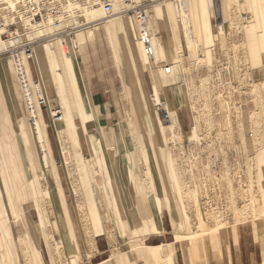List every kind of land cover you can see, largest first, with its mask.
Masks as SVG:
<instances>
[{"label":"rangeland","instance_id":"374dc122","mask_svg":"<svg viewBox=\"0 0 264 264\" xmlns=\"http://www.w3.org/2000/svg\"><path fill=\"white\" fill-rule=\"evenodd\" d=\"M13 1L0 0L11 7ZM180 1L136 0L148 4L151 19L154 4L172 7L177 68L168 59L174 57L171 46L168 56L162 51L152 21L159 39L157 60L145 57L123 3L105 20L85 23L86 16L69 12L62 0L69 15L62 38L54 36L49 21L50 33L32 40L34 48L48 45L34 54L49 61L45 74L52 90L45 91L48 110L40 109L39 117L44 153L54 166L51 176L42 166L11 60L0 43L7 93L0 108V147L8 146L6 178L0 175V264H177V258L184 264H221L220 246L242 227L251 228L261 246L254 264H264V176L257 170L258 154L264 155V0H207L211 39L200 35L189 18L190 37H185L175 8ZM241 15L247 16L244 23ZM125 17L131 24L127 32L119 23ZM79 29L90 33L80 45ZM131 44L135 62L126 49ZM61 45L73 53L69 68L65 61L57 67L52 62L53 54L62 62ZM102 65L111 66L105 73L116 76L109 80L114 87L94 95L84 79L94 73L97 80ZM166 65L171 72L165 74ZM29 67L38 77L34 59ZM77 78L96 103L90 108L81 104ZM169 85L176 87L174 95ZM158 99L171 113L169 127L155 108ZM53 107L61 108V121L52 119ZM67 109L73 119L65 134L70 153L65 168L54 125L66 122ZM99 116L105 129L91 153L88 138L93 142ZM129 199L132 205L125 204ZM61 228L68 235L65 243ZM75 236L83 249L81 263Z\"/></svg>","mask_w":264,"mask_h":264},{"label":"bare ground","instance_id":"6f19581e","mask_svg":"<svg viewBox=\"0 0 264 264\" xmlns=\"http://www.w3.org/2000/svg\"><path fill=\"white\" fill-rule=\"evenodd\" d=\"M66 1H67L66 5H68L69 8H67L66 5H65V8L67 10L70 9V11L68 10L69 12H71V10L72 11L75 10V11H79L81 16H84V17L86 16V20L87 21L85 23H91V22L93 23L96 20H99V19H102V18L105 20L104 17L112 14L114 7L118 6V4H119V6L122 4L121 0H111L112 12L110 14H107V13H105L103 7L98 6V5L90 4V5H88V7L81 6L80 8H78L79 4L76 5L75 4L76 2H74L73 0H66ZM145 1L148 2V3L149 2L151 3V2H153L155 0H145ZM156 5L157 4H154L153 19H151V21H152V23L154 22L158 26L159 35H160L159 37H160L161 43H162V51H164V53L167 54V56H168V52H169V47L171 46V50H173L174 57L168 58V59H169L170 63L173 64L172 67L177 68L178 67L177 63L179 61H181V60L179 59L180 56H179V53L177 51L178 49L176 47L175 35H174V31H173L174 27H172V25L170 23L172 7L170 6L169 3L165 4V6L164 5H162V6L161 5H157L156 6ZM187 7H188V11H187V13H185L186 10H187ZM175 8H176L177 14L179 16V19L183 23L185 37L186 36L190 37V31H189V28L187 26V23H188L187 20L189 18L190 20L195 21L197 27L199 28L200 35L205 36V38L211 39V36L209 35L210 30L208 32V29L211 27L209 19H210V11L212 9H211V6L209 7V4H208L207 0H195V1L194 0H187V1L186 0H181L180 4L175 6ZM12 9H13L12 11H14V9H16L15 6L12 7ZM123 9L126 10V8H123ZM98 10L102 12L103 16L97 15V13L95 11H98ZM17 14H18V12H17ZM13 15H14V18H15V24L17 26V29L19 30L20 34L22 35L23 39H25V40H31L32 41L33 39H37V38H39L41 36L43 37L45 35H48V33H50V30H51L50 25H49V21H51L50 19H48V21H40V22H38L39 20H35L34 22H29L27 19L23 18V16H21V15H20L21 17L18 20V15L19 14L16 15L15 12H13ZM113 21H116V20H113ZM85 23H83V24H85ZM119 23H120L121 31L124 30L125 32H127L129 29H131V24L128 22L126 17L125 18H121L119 20ZM83 24H80V25H83ZM27 26H30L32 28V30L31 31H26V27ZM107 26H108V24H107ZM108 27H106L107 32H108ZM151 27H152V24H151ZM152 29L154 31L153 27H152ZM78 32H79V35H78V37H79V45L82 44L83 41L86 40V38H88V39L90 38V33L88 31L84 32L81 29H79ZM0 34H1V28H0ZM0 43L1 44L5 43V50H7L6 49V42L1 37H0ZM138 45L141 47V45L139 43H138ZM46 46H48V45L45 44V45H43L41 47L34 48V52L36 50L45 48ZM158 46H159V39L157 37L156 55H157ZM3 49H4V45H3ZM126 49L128 50V54L131 57V61H133V62L138 61V57L136 56V50H135L134 46L132 44L128 45L126 47ZM61 52H62V55H64V57L62 59V62L59 61L57 54L56 55L53 54V56L51 57L52 58V62H54L55 65L57 63L63 65V62L65 61L67 67L69 68L68 64L72 65V61H74L73 53L72 52H70V53L68 52L67 53L66 48H64L62 45H61ZM156 55H155V61L157 60ZM33 59H34L36 72H37V75H38V77L40 79L41 84L43 85V87H44L46 92H50L51 93L52 85L46 79V74H45V71H46L45 68H46V66H48V62H49L48 58L47 57L44 58V55L42 53H37L36 52L35 54H33ZM56 67H57V65H56ZM60 68H62L61 65H60ZM63 69H64V66H63ZM162 72L166 74L165 67L162 68ZM76 83H77V85L80 88V90H79L80 91L79 92L80 96L79 97L81 98L82 106H85L86 108L92 107L94 103L88 99V97H87V95L85 93V90L83 88V85H82L81 82H79L78 78L76 80ZM168 91L170 93H172L173 95L177 92L176 91V87H172V85H169ZM95 108L98 109L97 107H95ZM87 112L89 113V110ZM87 112L83 113L84 114V115H82L83 120H87V118H89L88 115H90V113L88 114ZM169 116H170V122L169 123H165V122L162 121V124L167 126V127L172 125L171 113H170ZM61 118H63V116ZM72 119H73L72 118V113L67 109V120H66V122L63 120L64 123H62L61 125H54L55 134L57 136L60 153L62 155V160H63L62 164H64L65 168H67L66 166L69 163V157H70L69 146H68V144L66 142L65 134H66V131L68 130V128L70 127ZM40 120H42L41 117H39V120H38L36 126L33 128L34 133L32 135V137H33L32 139H33L34 145H36V148H38V146H39V150H40L41 153H39V152L38 153H39V156L41 158L42 166L44 168L46 167L47 173H50L49 175L51 176V173L54 170V166L49 164V158H48L47 152L44 153L43 146L46 143V140H45L44 130H43V132L41 131ZM98 120L99 121H97L96 130L94 131V133L92 132L93 133V139H92L93 142H91V139L88 138L89 144H90V147H91V153H93V148H94V153L96 152L97 144L99 143L100 139L103 138V131L105 129L103 124L101 125L100 116L98 117ZM0 129H2V131L4 133V128L0 127ZM31 129H32V127H31ZM87 133H89V132H87ZM37 141H38V143H37ZM99 148H100V146H99ZM7 150H8V146L6 144H2L1 147H0V175H2L5 178H6V174L5 173H7V172H5V169H6V166H7L6 165V163H7L6 161L7 160H5V158H6L5 152ZM49 152H50V150H49ZM261 154H258V158L256 157L257 155L256 156L253 155L255 157V159L257 158V163L258 164L257 163L256 164L258 165V169L254 165L255 161H254V163H252L254 165L255 169L258 170V173H260L259 177L260 176L261 177L264 176V175L261 174V172L264 169L263 168V164L264 163H263V159H262V157L264 155L261 156ZM7 157H8V154H7ZM11 167L13 168L12 164H11ZM252 171H251V173H253ZM255 179L257 180V178H255ZM258 179H260V178H258ZM262 179H263V177H262ZM262 186H263V184H262ZM258 198H259V196H258ZM63 229L64 228H61V236H62V240L61 241L63 243H65L69 239H68V235L64 232ZM218 230L219 229H217V231ZM62 231H63V233H62ZM71 239H72V235H71Z\"/></svg>","mask_w":264,"mask_h":264},{"label":"built area","instance_id":"2783aa9c","mask_svg":"<svg viewBox=\"0 0 264 264\" xmlns=\"http://www.w3.org/2000/svg\"><path fill=\"white\" fill-rule=\"evenodd\" d=\"M79 5H98L103 7L105 13L112 12V5L109 0H73ZM127 6L126 11L130 15L134 26L136 41L141 45L144 55L151 61H155L157 36L151 27V12L148 4L136 2V0H122ZM13 6L19 15L29 22L35 20H51L54 29V36L62 38L64 22L69 15H66L62 0H14ZM66 19V20H64ZM69 20V19H68ZM246 15H241L239 22L244 23ZM215 26L220 30L223 22L219 21ZM0 37L6 42L7 50L11 60L13 74L17 83L18 92L21 97L25 115L30 127H35L39 120V110L47 108L48 97L44 87L38 77H34L30 72V64L33 62L34 47L33 42L23 39L12 12V7L0 2ZM170 66L166 65L165 72L170 73ZM161 119L165 123L170 122V116L165 102L158 99L155 104ZM49 113L54 121H60L63 113L61 108L49 109Z\"/></svg>","mask_w":264,"mask_h":264},{"label":"crops","instance_id":"0c3cea01","mask_svg":"<svg viewBox=\"0 0 264 264\" xmlns=\"http://www.w3.org/2000/svg\"><path fill=\"white\" fill-rule=\"evenodd\" d=\"M135 36V35H134ZM102 62L106 60V56L100 58ZM91 67V65H88ZM88 67V68H89ZM111 66H101V75L97 78V80L94 79V73H91L87 77H85L84 80H86L89 84V88L91 91V94H107L111 93L112 89L114 87V82L109 81L113 78H116V76H107L105 72L109 71ZM7 93L5 88L2 85L1 75H0V108H4V99L6 97ZM99 104L102 105L101 101H98ZM95 103V102H94ZM96 104V103H95ZM125 204L132 205V200L129 199V201ZM145 204V203H144ZM129 219L134 221L135 217L134 213L129 212ZM148 219V218H145ZM76 237V236H75ZM76 243L78 246V255L81 259L80 263L83 260V249L80 241L77 240L76 237ZM261 253V246L258 243V241L255 239L254 231L249 230V228L242 227L237 228L236 231L231 232L230 235L228 234L227 237V244L221 245L219 248V259L221 264H254L256 263L258 254ZM98 257V256H96ZM103 258L99 259L98 261H101ZM96 261V262H98ZM175 263L177 264H184L182 260H175ZM188 264V263H187Z\"/></svg>","mask_w":264,"mask_h":264}]
</instances>
